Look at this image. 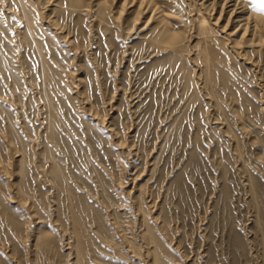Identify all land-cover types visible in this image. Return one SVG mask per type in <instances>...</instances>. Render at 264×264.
Instances as JSON below:
<instances>
[{"label":"rangeland","instance_id":"obj_1","mask_svg":"<svg viewBox=\"0 0 264 264\" xmlns=\"http://www.w3.org/2000/svg\"><path fill=\"white\" fill-rule=\"evenodd\" d=\"M81 5L0 0V264H128L151 240L163 264H264V26L246 44L161 0L180 47L128 2Z\"/></svg>","mask_w":264,"mask_h":264},{"label":"bare ground","instance_id":"obj_2","mask_svg":"<svg viewBox=\"0 0 264 264\" xmlns=\"http://www.w3.org/2000/svg\"><path fill=\"white\" fill-rule=\"evenodd\" d=\"M82 1L83 0H73V2L77 6H79L78 10L84 11L85 13L89 12L91 7L89 5H87L88 7L86 5H85L86 7L81 5ZM120 1H122V4L128 2L130 7H136L137 11L141 10V12L143 11L145 13L146 12L150 13L149 21L150 20L156 21L160 27L159 35L157 37L158 39H161L163 41L165 40L169 44H173V43H174V45L177 44L178 46L181 47L184 44H189L193 40L192 39L193 37H194V39L196 38V36H193V35H191L190 38H187L188 36L184 35V32H181V30L168 28V26L170 24L169 20L178 19L179 15H178V13H176L173 10L163 9L161 7V0H120ZM186 1L188 2V4H191L193 6L195 5L197 7V9H199V10L206 11V10H209V7H212L210 10L214 11L216 8L217 9L220 8L219 16L213 18V20L216 19L215 24H217L223 18L226 19L225 15L229 13L228 21H227V24L225 25V27L228 26V24L231 21H238V24H239L238 27L242 28L244 30V33L250 36L247 39L246 44H250V45H254V46L260 45V41H256L254 36H255V33L257 31L260 32V29L263 28L262 25L264 26V23L261 22L262 23V25H261L256 19L253 18V15L251 12H247L246 6H245L246 3L244 0H186ZM40 11H42V10H40ZM205 14H207V13H205ZM192 19L194 20V18H192ZM209 19L212 20V18H210V17H208V18L206 16L203 17L202 24L206 23ZM52 25H53V23H52ZM232 35L233 34H231V33H227L225 36H223L222 37L223 44L225 46L227 45L229 47L230 51H233L235 54H238L237 53V45H238L239 41L234 40L232 38ZM190 39H192V40H190ZM242 59H244L245 63L251 64L253 70H256V64L257 63H255L254 61H252L248 58H242ZM189 79H190V77H189ZM257 80H258V78H257ZM188 82L191 83V80H189ZM258 83H259V81H258ZM55 160L56 159H54V161ZM56 163H53V164H56ZM51 170H53V169L51 168ZM54 171H56V170H54ZM56 172H59V171H56ZM49 173H52V172L49 171ZM55 173L52 175L54 176ZM57 177H59V179H60V176H57ZM52 178H56V177H52ZM156 224H158V223H156ZM134 237H137V236H135V235L124 236L123 240H125L127 242H133V241L135 242ZM151 241H149V242L144 241V243H141L139 245L138 244L137 245H130L131 249L133 248V250H135L133 252V254H136V255H131L133 258H130L129 261L126 260L127 263L128 264H146V262H151L150 264H163L164 260L162 261V258L160 257V253H161L160 251L161 250L159 249V247H157L158 244L156 247H153V245H151V243H150ZM154 246H155V244H154ZM149 255L151 256L150 260H148L146 258ZM168 263L169 262H167V264ZM165 264H166V262H165Z\"/></svg>","mask_w":264,"mask_h":264},{"label":"snow or ice","instance_id":"obj_3","mask_svg":"<svg viewBox=\"0 0 264 264\" xmlns=\"http://www.w3.org/2000/svg\"><path fill=\"white\" fill-rule=\"evenodd\" d=\"M256 10L261 13H264V3H257Z\"/></svg>","mask_w":264,"mask_h":264}]
</instances>
